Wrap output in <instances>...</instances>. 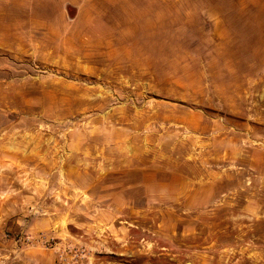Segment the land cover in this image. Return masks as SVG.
Instances as JSON below:
<instances>
[{
    "label": "rangeland",
    "instance_id": "1",
    "mask_svg": "<svg viewBox=\"0 0 264 264\" xmlns=\"http://www.w3.org/2000/svg\"><path fill=\"white\" fill-rule=\"evenodd\" d=\"M0 143L56 264H264V0H0Z\"/></svg>",
    "mask_w": 264,
    "mask_h": 264
},
{
    "label": "crops",
    "instance_id": "2",
    "mask_svg": "<svg viewBox=\"0 0 264 264\" xmlns=\"http://www.w3.org/2000/svg\"><path fill=\"white\" fill-rule=\"evenodd\" d=\"M11 151L8 144L0 143V264H56L57 252L45 248L40 237L46 232L65 237L47 216L57 212L50 213L47 206L38 205L30 185L16 179ZM27 235L34 238L31 245L21 239ZM105 256L92 264H130L121 252Z\"/></svg>",
    "mask_w": 264,
    "mask_h": 264
},
{
    "label": "water",
    "instance_id": "3",
    "mask_svg": "<svg viewBox=\"0 0 264 264\" xmlns=\"http://www.w3.org/2000/svg\"><path fill=\"white\" fill-rule=\"evenodd\" d=\"M187 264H191V263H187Z\"/></svg>",
    "mask_w": 264,
    "mask_h": 264
}]
</instances>
